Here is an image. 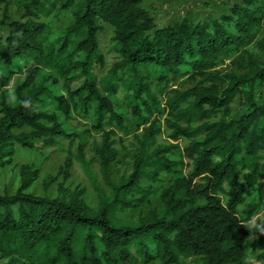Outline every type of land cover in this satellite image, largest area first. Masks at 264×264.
<instances>
[{
    "label": "trees",
    "instance_id": "16d2710c",
    "mask_svg": "<svg viewBox=\"0 0 264 264\" xmlns=\"http://www.w3.org/2000/svg\"><path fill=\"white\" fill-rule=\"evenodd\" d=\"M141 4L15 1L21 20L7 19L0 38V160L15 145L73 144L96 132L110 193L95 187L99 203L92 209L84 190L64 189L71 155L55 198L28 194L36 172L23 168L21 187L0 195V264H264V223L253 221L264 210V60L248 51L263 27L264 0H242L210 25L164 27ZM63 12L72 23L53 35L43 20ZM100 23L113 30L117 62L97 79L94 67L104 66ZM233 55L240 73L216 70ZM181 79L194 86L174 89ZM120 91L144 128L131 171L115 182L112 128L128 132L114 107ZM75 114L91 121L89 129L70 127ZM164 128L176 144L150 152ZM85 148L80 142L75 160L93 184ZM161 175L171 180L160 189V207L136 221L121 219L119 213L149 204L157 192L144 183H161Z\"/></svg>",
    "mask_w": 264,
    "mask_h": 264
},
{
    "label": "rangeland",
    "instance_id": "374dc122",
    "mask_svg": "<svg viewBox=\"0 0 264 264\" xmlns=\"http://www.w3.org/2000/svg\"><path fill=\"white\" fill-rule=\"evenodd\" d=\"M0 5V38L8 33L7 21H20L21 13L15 6L16 0H4ZM241 5L242 0H142L141 7L153 18L158 27L175 26L183 21L190 25L208 24L213 21H219L221 17L230 14V8L233 5ZM8 19V20H7ZM51 29V33L56 35L64 31L72 23L70 13L63 12L59 17H49L43 20ZM101 31L99 32L98 45L104 59V66L96 65L93 73L97 79L102 78L107 71L117 62V53L114 50L113 30L106 24L100 23ZM249 48V54L253 60L262 62L264 54L261 50L260 43L264 44V21L262 30ZM238 60V55H233L216 68L221 73H240V68L234 65ZM80 80L74 82L73 87L78 85ZM194 86L190 81L181 79L176 82L174 89L185 91ZM60 90V88H58ZM161 104H164L165 98L159 97ZM115 111L120 114L124 120L128 132L112 128L114 131L113 141L114 149L117 151L115 162L111 166L112 178L115 182L121 176L131 171L133 158L138 149V141L141 138L144 126L137 120L125 105L123 92L117 94L115 102ZM234 113L238 107V101L235 100L232 105ZM219 115L213 120H217ZM164 118H161V120ZM90 120L82 118L80 115H73L70 121V127L80 133L89 129ZM106 129H110L107 127ZM170 132L164 128L161 135L157 136L153 142L150 152L157 146H167L176 144L170 140ZM85 143V160L89 163V169L94 177L92 184L85 174L82 166L75 160L76 150L79 143ZM181 147H185L187 142L181 140L178 142ZM100 146V134L92 132L91 136L83 137L81 141H75L70 144L68 140H58L52 147L43 146L41 140L37 141L35 147L31 150L22 149L15 145L11 157L0 160V195H13L22 184V169L27 168L29 171L36 172L35 180L27 188V193L37 197L47 196L55 198L59 194L60 185L63 183L61 169L65 159L71 155L73 165L69 173V179L64 183L63 188L72 192L75 189L84 190V199L89 207L96 209L99 203L97 191L99 188L109 195V190L104 185L99 160L95 154V147ZM264 155V154H263ZM188 171V170H187ZM162 182L157 184L144 183L150 186L157 193L149 198V204L143 205L125 212L119 213L118 216L127 221H136L145 216L150 209L160 207L159 194L160 189L167 186L171 180L170 176L161 175ZM253 221L264 223V210L254 217ZM258 250V252H260ZM257 252V253H258ZM187 264H201L198 259L187 260Z\"/></svg>",
    "mask_w": 264,
    "mask_h": 264
}]
</instances>
